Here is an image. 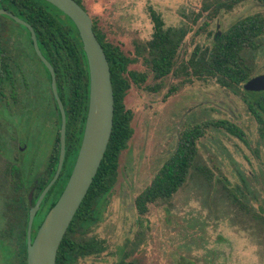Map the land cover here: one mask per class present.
I'll use <instances>...</instances> for the list:
<instances>
[{"label":"rangeland","instance_id":"rangeland-1","mask_svg":"<svg viewBox=\"0 0 264 264\" xmlns=\"http://www.w3.org/2000/svg\"><path fill=\"white\" fill-rule=\"evenodd\" d=\"M213 1L81 0L104 38L126 56L138 55L133 67L148 73L146 82L125 96L133 135L120 152L110 190L94 203L95 219L87 226L90 236L106 240L108 250L81 264H264L261 124L249 109L243 84L223 85L218 76L197 75L188 64L198 48L212 46L217 33L248 15L264 14V0H245L216 13ZM152 10L165 26L188 29L174 67L177 74L160 80L142 63L153 34ZM259 43L260 49L245 53L254 74L264 72V35ZM169 90L173 92L168 95ZM218 121L240 127L247 142L212 125ZM195 125L208 126L185 185L139 215L135 198L174 151L184 128ZM198 166L207 167L208 178Z\"/></svg>","mask_w":264,"mask_h":264},{"label":"trees","instance_id":"trees-1","mask_svg":"<svg viewBox=\"0 0 264 264\" xmlns=\"http://www.w3.org/2000/svg\"><path fill=\"white\" fill-rule=\"evenodd\" d=\"M40 1L61 12L51 3L45 0ZM76 1L82 5L81 0ZM243 1L245 0H216L211 3L215 4L214 10L216 13L220 10H231ZM43 11L44 9L39 6L34 7L37 27L41 34L40 40L63 42V29L58 19L56 21L52 15L45 14ZM66 17L65 42L67 44L68 59L67 130L69 141V135L74 132L77 133L78 129L82 127L81 120L79 118L76 119V116H85L86 114L90 91V75L87 56L83 49L78 29L70 17L67 15ZM151 20L153 23V34L143 49L142 57L153 77L160 80L171 73L173 75L177 74L174 67L188 29L165 26L162 16L154 10L151 11ZM97 27L96 22L93 20L94 32L106 52L111 70L114 91L113 128L100 167L58 247L56 264H78L80 257L90 256L94 253L101 255L108 250L106 240L94 237L85 239L82 237L89 232V227L87 226L95 219L94 203L110 190L111 181L118 172L120 152L126 147L127 141L133 135L131 127L132 110L126 107L124 102L125 94L131 87V80L137 85L144 81L145 74L128 69L129 64L134 62L135 59L126 56L119 46L108 42L104 35L98 31ZM263 35L264 14L255 13L248 15L234 22L227 30L218 35L211 47H206L202 50L198 48L194 56L188 60V64L196 68L194 72L197 75L211 74L218 76L219 82L223 85L243 84L252 76L254 70L245 53L248 50L261 48L262 45L259 43V39ZM138 53L142 54L141 51ZM157 88L159 86L151 87L154 90ZM171 92L173 91L169 90L168 95ZM248 94L249 109L262 125L260 138L264 139V92ZM71 108L78 109L71 110ZM212 125L222 126L244 142H247L244 138L243 130L233 123L218 121V123H212ZM206 126L195 125L186 127L180 133L174 151L161 165L150 184L135 198V207L139 215L146 214L153 203L173 197L185 185L191 168H193L199 155L198 140L205 135ZM196 168L200 173L209 177L208 173L210 171L207 167L198 166ZM21 180L22 178L18 177L14 181L19 182L18 184L21 186L29 179H23V182ZM38 180L40 187L36 192V197L50 178H40ZM12 185L16 186L14 183ZM32 185L33 180L29 184H25V192L2 194V201L28 203L27 191ZM57 185L58 182L49 191L47 200H45L48 208L54 205L55 200L64 188L63 184L59 189L55 190ZM24 244L26 247V242ZM22 258L25 260V255Z\"/></svg>","mask_w":264,"mask_h":264},{"label":"flooded vegetation","instance_id":"flooded-vegetation-1","mask_svg":"<svg viewBox=\"0 0 264 264\" xmlns=\"http://www.w3.org/2000/svg\"><path fill=\"white\" fill-rule=\"evenodd\" d=\"M35 6L43 8V12L52 15L56 21L58 19L63 29V42L40 40L41 34L34 15ZM0 10L10 12L33 28L39 50L54 71L56 90L66 116L65 157L59 176L49 191L56 182H58L55 189L57 190L63 184L65 187L74 168L83 140L89 106L88 100L85 116H76V119L81 120L82 127L78 129L77 133H71L68 141V59L65 42L67 17L64 12L61 13L62 11L60 12L40 0H0ZM25 23L9 14L0 13V264H28L27 230L31 208L29 200L28 203L3 202L1 195L25 192V184H29L33 180V185L28 189L27 195L35 187L32 204L35 205L39 195L55 175L60 159L63 115L53 88V73L37 53L31 30ZM131 59L136 61L139 60V57L134 55ZM140 59L142 60V58ZM135 61L129 64L130 71H138L133 67L136 64ZM142 63L147 67L144 61ZM254 72L255 70L247 81L264 74V72L254 74ZM141 73L145 74L144 81L137 85L131 80V87L127 93L135 86L141 87L146 82L148 73ZM246 82L243 83V87ZM153 91H158V88ZM247 91L248 93H261L264 92V89ZM248 93L246 94L249 95ZM76 109L78 108H71V110ZM212 123L216 124V122ZM18 177L22 178V182L23 179L29 180L19 186V182L14 181ZM40 178H50V180L36 197V192L40 187L38 180ZM22 182L21 184H23ZM12 183L16 186H13ZM49 191L44 196L33 218L32 242L49 209L53 206L48 208L45 203ZM91 232L92 229H89L87 234H82V238L102 239L96 235L90 236ZM24 255L25 260L22 258ZM98 256H100L99 253H94L90 256L80 257L78 264H81L83 260L98 258Z\"/></svg>","mask_w":264,"mask_h":264},{"label":"water","instance_id":"water-1","mask_svg":"<svg viewBox=\"0 0 264 264\" xmlns=\"http://www.w3.org/2000/svg\"><path fill=\"white\" fill-rule=\"evenodd\" d=\"M64 12L76 25L80 34L83 49L86 53L90 75L89 106L83 140L72 173L60 197L49 209L33 242L31 228L33 218L44 196L57 180L65 157L66 116L56 90L54 71L47 59L41 54L33 28L8 11L0 10L25 23L31 30V36L39 56L53 73V88L59 100L63 122L61 128V148L58 169L50 182L33 204V187L28 195L31 204L28 224V264H56L58 247L70 226L72 219L86 196L89 187L100 167L113 128L114 91L111 81V70L106 52L93 29V20L84 7L76 0H45ZM221 33L215 35V39ZM247 90L264 89V74L255 76L246 82Z\"/></svg>","mask_w":264,"mask_h":264}]
</instances>
